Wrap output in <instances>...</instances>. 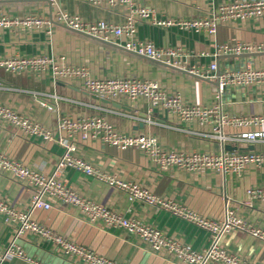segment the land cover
Instances as JSON below:
<instances>
[{"label": "crops", "instance_id": "1", "mask_svg": "<svg viewBox=\"0 0 264 264\" xmlns=\"http://www.w3.org/2000/svg\"><path fill=\"white\" fill-rule=\"evenodd\" d=\"M133 1L152 8L157 18H200L210 16L217 6L234 0ZM57 10L85 20L102 19L113 23H122L127 16V9L122 5H94L81 0H0V13L10 16L33 13L51 17ZM136 38L151 41L158 47L180 48L186 67H206L212 61L217 63L218 71L244 66L264 67V51L214 56L217 45L226 42L264 44V17L221 23L213 35L204 30L158 26L152 24L151 18H142L136 22ZM121 43L120 38L103 41L58 22H53L49 33L16 28L0 31L2 56L42 54L64 65L85 68L94 78L155 81L168 94H177L189 103L218 105L220 112L229 116L264 114L263 87L230 86L218 93L216 79L202 78L138 55L123 48ZM0 102L46 127L54 128L59 117L103 115L119 132L153 135L165 149L212 152L221 149L219 141L208 135L214 122L180 120L159 107L150 108L143 98L97 96L88 92L81 80H54L50 72L12 74L0 69ZM257 128L228 126L223 131L233 135ZM73 142L75 155L106 173L134 180L154 194L172 199L205 217L220 218L228 207L264 229V201L248 200L246 194L250 186H264V165H249L240 175L210 169L197 172L175 167L159 170L136 148L118 149L100 139H81L79 135ZM227 145L236 147L233 151L237 152L264 150V141H238ZM0 152L48 174L63 153V146L0 123ZM59 179L86 199L125 217H135L188 243L193 249L200 250L209 244L206 230L163 209L129 201L124 191L102 180L71 168L62 170ZM31 192L11 174L0 173V198L3 200L25 211ZM30 216L55 233L121 264H180L172 255L154 252L147 243L121 228L87 221L68 204L53 201L48 209H32ZM13 231V226L0 215V247L8 244ZM17 243L27 255L43 264H80L75 259L68 260L57 246L36 236L25 235ZM221 245L253 264H264V242L245 233H228L222 237ZM6 264L29 263L12 259Z\"/></svg>", "mask_w": 264, "mask_h": 264}, {"label": "built area", "instance_id": "2", "mask_svg": "<svg viewBox=\"0 0 264 264\" xmlns=\"http://www.w3.org/2000/svg\"><path fill=\"white\" fill-rule=\"evenodd\" d=\"M94 5H122L127 9V16L122 23L99 20H85L76 14L57 10L51 17L33 13L22 16H10L0 13V31L5 29L45 30L50 32L53 22H58L77 32L103 41L120 38L123 48L138 55L145 56L165 65L188 71L202 78L217 80V92L230 86H259L264 88V67L244 66L225 68L218 71L215 61L206 67H186L183 51L178 47H158L151 41L136 38V22L138 19L151 18L158 26H177L186 30H204L213 35L219 24L228 21H245L264 17V0H234L217 6L212 14L200 18H157L152 8L136 4L133 0H81ZM264 44L244 42H226L217 45L214 56L226 54H242L263 52ZM0 69L12 74L26 71L50 72L54 80L79 79L83 87L91 94L116 98L125 97L131 100L143 98L150 108L159 107L180 120H197L214 122L208 134L219 141L218 152L202 150H175L160 146L157 139L150 134H124L103 115H82L77 118L59 117L55 127H46L29 116L18 112L15 108L0 102V123L14 127L25 135L40 137L46 141H56L63 146V153L57 158L51 173H43L16 162L0 152V173H9L30 189L28 209L23 211L0 198V215L13 226V235L4 247H0V264L12 259H19L29 264H43L27 255L17 241L25 235L36 236L58 247L65 257L75 259L80 264H121L111 258L96 253L90 248L76 243L52 229L32 219V209H48L53 201L75 207L78 212L91 223H100L104 227L121 228L147 243L154 252H167L180 264H253L251 261L228 251L221 245L222 237L233 231L245 233L252 238L264 242V229L254 225L248 219L239 216L234 210L226 208L220 218H209L197 214L176 201L154 194L150 189L134 180L123 179L95 167L86 159L73 153V139L79 135L81 139L95 138L118 149L136 148L159 170L169 168L197 172L204 169L230 172L240 175L247 166L264 165L263 151L227 150L225 145L231 142L264 141V114L234 115L223 114L218 105H200L183 101L177 94H168L157 82L136 78H94L85 68L64 65L60 61L46 55H0ZM210 73V75H209ZM149 108V109H150ZM258 127L238 134L227 135L225 127ZM71 168L86 176L95 177L115 186L126 193L129 201L142 202L150 207L163 209L180 217L209 234L207 247L196 250L188 243L147 225L135 217H125L120 212L105 205L90 201L75 189L59 179L60 173ZM248 200L264 201V186H250L246 189Z\"/></svg>", "mask_w": 264, "mask_h": 264}, {"label": "water", "instance_id": "3", "mask_svg": "<svg viewBox=\"0 0 264 264\" xmlns=\"http://www.w3.org/2000/svg\"><path fill=\"white\" fill-rule=\"evenodd\" d=\"M225 148L228 149V150H234L236 147L230 146V145H226Z\"/></svg>", "mask_w": 264, "mask_h": 264}]
</instances>
